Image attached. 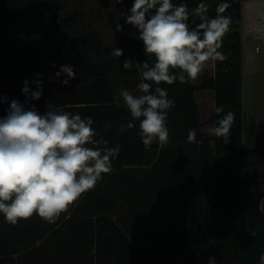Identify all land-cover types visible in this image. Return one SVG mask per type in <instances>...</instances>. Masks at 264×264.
Returning a JSON list of instances; mask_svg holds the SVG:
<instances>
[{
	"label": "trees",
	"instance_id": "obj_1",
	"mask_svg": "<svg viewBox=\"0 0 264 264\" xmlns=\"http://www.w3.org/2000/svg\"><path fill=\"white\" fill-rule=\"evenodd\" d=\"M245 1L172 0L177 6L186 4L189 11L206 3L212 18L217 6L226 2L229 7L222 14L232 22L219 49L225 59L208 61L200 81L160 85L174 101L166 126L176 166H168L151 163L159 144L153 142L145 150L139 120L135 127L119 131L131 117L123 103L117 107L113 102L117 84L141 79L142 62L155 59L145 55L138 30L136 36L108 44L84 10L69 14L62 0H7L19 19L46 35L69 59L93 64L83 80L70 81L77 85L76 98L41 102L37 111L43 114L51 104L82 118L90 116L108 146L119 145L120 151L112 159L113 170L102 174V180L55 223L34 214L12 225L0 214V264H209L202 259L208 252L220 264H259L264 253V136L250 143L244 139ZM133 2L123 0L128 13ZM189 19L200 22L195 15ZM114 47L123 50L121 57L111 54ZM126 59L132 61L130 69L123 67ZM7 64L29 86L37 80L54 87L61 82L55 74L35 76L30 52H11ZM204 91L213 97L208 125L214 127L226 113L234 114L227 144L203 129L197 94ZM23 105L30 108L35 101ZM218 106L224 108L219 115L214 111ZM189 130H195L196 142H188ZM140 166H149L150 181L138 177L135 168ZM130 233L144 240L136 242Z\"/></svg>",
	"mask_w": 264,
	"mask_h": 264
},
{
	"label": "clouds",
	"instance_id": "obj_2",
	"mask_svg": "<svg viewBox=\"0 0 264 264\" xmlns=\"http://www.w3.org/2000/svg\"><path fill=\"white\" fill-rule=\"evenodd\" d=\"M209 7L202 2L189 11L186 4L177 6L172 0H134L124 15L125 22L138 30L137 39L142 41L145 55L155 59L140 65L141 80L136 86L139 94L121 86L113 102L117 107L123 103L131 117L120 125V132L140 121L139 135L145 150L153 142L161 148L169 144L166 121L174 101L160 85L196 79L208 61L225 59L219 49L232 22L230 16L222 14L229 5L220 3L214 18L207 14ZM192 15L199 18L198 24L190 23ZM115 28L123 31L118 22ZM111 54L121 57L123 50L114 47ZM123 67L130 69L132 61L126 59ZM62 74L66 76L63 85L70 86L76 77L73 66L61 65L55 77ZM29 83L25 80L22 88L25 104L39 100L43 94L42 80L33 82L35 91ZM5 101L0 98V102ZM214 111L219 115L224 108L218 106ZM233 122L234 114L228 112L216 126L207 129V134L222 137L227 144ZM93 124L90 116L82 118L79 113L72 114L55 105L47 104L41 114L35 105L26 108L17 100L10 102L7 114L0 117V214L6 222L16 225L36 214L55 223L102 180V174L113 170L112 159L119 154V145L109 147ZM187 140L196 142L195 130H189ZM209 264H216L215 257L209 258ZM259 264H264V253Z\"/></svg>",
	"mask_w": 264,
	"mask_h": 264
},
{
	"label": "rangeland",
	"instance_id": "obj_3",
	"mask_svg": "<svg viewBox=\"0 0 264 264\" xmlns=\"http://www.w3.org/2000/svg\"><path fill=\"white\" fill-rule=\"evenodd\" d=\"M69 14L76 10H84L89 21L93 26L102 32L107 43H115L126 36H136V30L125 22L124 15L128 14L123 2L118 0H62ZM119 23L123 31H116L115 25ZM243 112H244V139L251 141L254 134L258 137L264 136V0H248L243 3ZM30 52L34 61L35 76L43 74H55L60 70L61 65L73 66L76 77L72 80H83L86 73L92 71L93 64L87 61H75L65 56L46 35L35 32L32 26L18 18L15 11L9 7L7 0H0V98H6L5 102H0V117L7 114L10 102L17 100L24 104L26 97L22 92L24 83L12 73L8 64L7 57L13 51ZM210 72H208L209 74ZM39 74V75H38ZM207 74H203V77ZM66 78L60 76V84L56 87L51 86L49 81H42V96L35 101V106L41 102L52 99L67 100L69 96L77 97V85L65 86L62 81ZM201 74L196 78L200 81ZM140 78L130 81L125 80L117 84L116 90L123 86L125 89L137 92L136 86ZM80 82V81H79ZM32 91L36 90V85L29 86ZM197 98L202 110V125L207 131L210 125L207 118L212 110L213 97L210 92L204 91L197 94ZM257 139V138H256ZM250 143V142H249ZM163 156V161L160 160ZM152 164H165L176 166L175 149L169 139V144L153 153ZM138 177L148 181L151 180L149 166L135 168ZM71 207L69 208V210ZM264 209V200L262 202ZM69 210L62 213L59 217H66ZM136 242L143 238L134 233H130ZM144 240V239H143ZM182 249L185 245L180 246ZM206 263L210 257H215L216 264H220L213 252L207 253ZM204 264V263H203Z\"/></svg>",
	"mask_w": 264,
	"mask_h": 264
},
{
	"label": "crops",
	"instance_id": "obj_4",
	"mask_svg": "<svg viewBox=\"0 0 264 264\" xmlns=\"http://www.w3.org/2000/svg\"><path fill=\"white\" fill-rule=\"evenodd\" d=\"M259 136V134H254V139L253 140H251V141H246L247 143H249V142H254L255 140H256V138L258 139V138H260V137H258Z\"/></svg>",
	"mask_w": 264,
	"mask_h": 264
}]
</instances>
